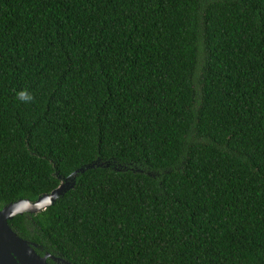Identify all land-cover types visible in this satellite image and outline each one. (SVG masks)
<instances>
[{
    "label": "trees",
    "instance_id": "trees-1",
    "mask_svg": "<svg viewBox=\"0 0 264 264\" xmlns=\"http://www.w3.org/2000/svg\"><path fill=\"white\" fill-rule=\"evenodd\" d=\"M95 163L39 255L264 264V0H0V209Z\"/></svg>",
    "mask_w": 264,
    "mask_h": 264
},
{
    "label": "water",
    "instance_id": "water-1",
    "mask_svg": "<svg viewBox=\"0 0 264 264\" xmlns=\"http://www.w3.org/2000/svg\"><path fill=\"white\" fill-rule=\"evenodd\" d=\"M95 165L99 166L95 163L76 170L62 180L57 188L49 194L39 196L34 202L18 200L0 209V264H50L48 261L69 264L66 260L49 253L39 255L35 250L36 245L20 238L11 229L8 222L17 215L36 214L52 206L57 199L74 187L77 174L94 168Z\"/></svg>",
    "mask_w": 264,
    "mask_h": 264
},
{
    "label": "clouds",
    "instance_id": "clouds-1",
    "mask_svg": "<svg viewBox=\"0 0 264 264\" xmlns=\"http://www.w3.org/2000/svg\"><path fill=\"white\" fill-rule=\"evenodd\" d=\"M16 98L22 103H33L35 101L34 95L31 94L27 89H23L17 92Z\"/></svg>",
    "mask_w": 264,
    "mask_h": 264
},
{
    "label": "flooded vegetation",
    "instance_id": "flooded-vegetation-1",
    "mask_svg": "<svg viewBox=\"0 0 264 264\" xmlns=\"http://www.w3.org/2000/svg\"><path fill=\"white\" fill-rule=\"evenodd\" d=\"M49 262V261H48ZM52 262V261H51ZM55 263V262H54ZM58 264H61V263H58Z\"/></svg>",
    "mask_w": 264,
    "mask_h": 264
}]
</instances>
